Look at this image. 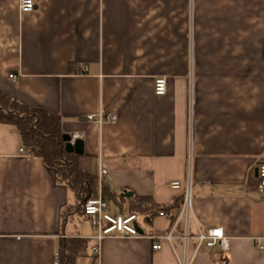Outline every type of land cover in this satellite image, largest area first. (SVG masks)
<instances>
[{
	"label": "crops",
	"instance_id": "1",
	"mask_svg": "<svg viewBox=\"0 0 264 264\" xmlns=\"http://www.w3.org/2000/svg\"><path fill=\"white\" fill-rule=\"evenodd\" d=\"M34 1L20 12L0 0V92L58 116L82 140L78 166L107 170L100 186L177 206L142 216L140 236L103 237L94 257L91 225L74 223L75 191L0 123V264H54L66 237L91 243L76 264H179V238L156 250L148 234L170 227L182 191L169 183L188 166L189 231L221 227L230 264H264V0ZM99 111L115 121L85 118ZM210 254L201 248L191 264H213Z\"/></svg>",
	"mask_w": 264,
	"mask_h": 264
},
{
	"label": "trees",
	"instance_id": "2",
	"mask_svg": "<svg viewBox=\"0 0 264 264\" xmlns=\"http://www.w3.org/2000/svg\"><path fill=\"white\" fill-rule=\"evenodd\" d=\"M0 123L15 127L25 151L42 158L46 165L55 169L57 180L75 191L74 210L84 215L83 205L86 199L97 193V176L82 170L77 163L78 155L64 149L60 118L28 108L8 94L0 92ZM101 196L111 204V211L115 214L153 216L159 212L168 213L177 206L174 202L169 205L158 204L150 196L116 195L105 184L101 185ZM180 206L181 201L178 208ZM87 243L88 240L81 237L61 238L57 249V264H76L78 255L85 251Z\"/></svg>",
	"mask_w": 264,
	"mask_h": 264
},
{
	"label": "built area",
	"instance_id": "3",
	"mask_svg": "<svg viewBox=\"0 0 264 264\" xmlns=\"http://www.w3.org/2000/svg\"><path fill=\"white\" fill-rule=\"evenodd\" d=\"M35 7L34 0H18V9L20 12H30ZM17 75L10 74L9 78L12 81L17 79ZM153 91L155 95H163L167 91L166 78L159 76L155 78L153 83ZM85 118L89 121L96 122L98 125L104 122L115 121V115L103 114L97 112L94 114H87ZM22 151V149H21ZM190 159V157H189ZM187 173L185 181L182 183L179 180H173L169 183L172 189H181L182 191V203L171 221L170 227L165 232H151L148 237L153 241L152 248L160 249L163 242L173 247V241L179 238L182 243L183 250L180 255H177V261L179 264H191L193 258L199 252L201 248H205L211 254V261L213 264H230V238L225 236L221 227H212L207 230H202L197 226L196 232L191 233L189 231V221L193 217L192 209V194H191V178L190 167H187ZM259 178V187L264 192V163L258 167L257 170ZM105 176H108V172L104 167H101L97 174L98 190L96 195H91L86 199L83 205L84 215L87 216L88 221L94 231V238L96 244L92 247L91 251L94 256L99 254L98 242L106 236H140L142 233L139 231L140 224L138 222L141 216L134 214L124 215L120 213H114L111 211L107 201L101 196L102 180ZM178 223H181V232L178 236L175 234ZM194 240L192 254L188 256V244L190 240ZM58 253H55L54 264H57Z\"/></svg>",
	"mask_w": 264,
	"mask_h": 264
},
{
	"label": "water",
	"instance_id": "4",
	"mask_svg": "<svg viewBox=\"0 0 264 264\" xmlns=\"http://www.w3.org/2000/svg\"><path fill=\"white\" fill-rule=\"evenodd\" d=\"M62 140L64 142V149L67 152H74L76 154H82L83 152V143L79 138L72 139L69 134L63 133ZM141 232V229H139Z\"/></svg>",
	"mask_w": 264,
	"mask_h": 264
},
{
	"label": "rangeland",
	"instance_id": "5",
	"mask_svg": "<svg viewBox=\"0 0 264 264\" xmlns=\"http://www.w3.org/2000/svg\"><path fill=\"white\" fill-rule=\"evenodd\" d=\"M76 213L74 212V210H73V219H74V223L75 224H79V226L81 227V228H87L88 230H90V223L85 219V217L83 216V214H77V215H75ZM138 222H139V224H140V226H141V228L143 229V230H145L146 228H147V223H146V221L144 220V218L142 217V218H139V220H138ZM90 246H91V243L90 242H88L87 243V247H86V250L87 251H89L90 250Z\"/></svg>",
	"mask_w": 264,
	"mask_h": 264
}]
</instances>
